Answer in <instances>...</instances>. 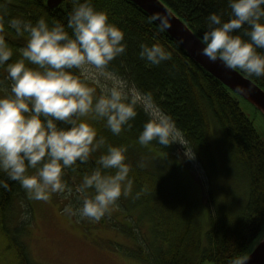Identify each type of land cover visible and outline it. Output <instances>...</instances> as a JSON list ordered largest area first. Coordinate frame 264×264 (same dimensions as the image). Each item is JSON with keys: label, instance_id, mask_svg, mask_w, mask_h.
<instances>
[{"label": "clouds", "instance_id": "1", "mask_svg": "<svg viewBox=\"0 0 264 264\" xmlns=\"http://www.w3.org/2000/svg\"><path fill=\"white\" fill-rule=\"evenodd\" d=\"M70 3L65 24L45 16L35 22L10 16L8 0H0V71L5 73L0 78V174L7 178H0V188L14 181L33 200L59 196L66 201L64 215L99 223L131 192L133 166L127 162L128 146L110 143L99 134L98 123L120 136L133 129L142 111L147 120L137 137L140 146L154 141L185 148L187 141L153 93L113 67L127 50L123 29L93 0ZM227 5V19L223 12L206 17L201 54L229 70L264 77V0H227ZM148 23H156L158 33L171 27L168 17L155 13ZM13 35L23 39L22 46L10 43ZM138 57L160 65L172 59V52L159 42H142ZM137 167H144L143 160ZM247 260L236 256L229 264Z\"/></svg>", "mask_w": 264, "mask_h": 264}, {"label": "trees", "instance_id": "2", "mask_svg": "<svg viewBox=\"0 0 264 264\" xmlns=\"http://www.w3.org/2000/svg\"><path fill=\"white\" fill-rule=\"evenodd\" d=\"M162 2L199 37L206 30V17L210 13L223 12V18L227 19L230 12L227 0ZM93 3L98 10L107 12L110 21L125 32L127 50L116 58L113 67L134 80L141 89L153 93L157 103L183 130L187 141L185 149L194 153L212 176L217 172L215 168L219 162L224 165L230 186L228 195L223 198L221 194L217 198L210 187L206 188L208 198L202 202L191 198L186 190L187 195L184 194L180 202L176 191L174 198L178 204H175L172 193L178 184L172 173H165L164 185L168 189L166 192L155 190L152 199L151 188L161 185L159 162L175 155L182 147L179 144L164 147L154 141L148 146H140L137 137L147 120L142 111L135 118L133 129L120 136H113L98 123L99 134L106 136L110 143L128 146L127 162L133 166L132 186L138 188L139 193L136 199L150 205L143 213L149 217L147 226L142 227L140 219L129 213L128 209L136 207L124 206L121 211L118 205L114 210L123 215V221L117 219L111 225L106 216L99 224L117 229L135 243L133 247L115 243L114 248L137 264H229L236 256L246 257L264 227V141L242 111L239 103L242 97L199 66L167 32L158 33L156 23L149 24V16L130 0H93ZM71 7L70 0L55 9L48 7L47 0H8L10 16L33 22L45 16L50 23L55 19L66 24ZM23 42L14 35L10 38L14 47L22 46ZM142 42L161 43L172 52V59L160 65L140 60L138 53ZM242 73L264 90V77ZM4 75L0 71V78ZM154 153L158 161L154 159ZM141 160L142 168L137 167ZM72 176L71 172L67 175L70 183ZM0 178L7 179L2 174ZM7 183V189L0 188V238L2 243H8L6 250L12 248V264H37L27 246L34 221L30 197L17 182ZM162 195L164 200L160 199ZM186 196L189 202L192 199L198 203L200 212L192 206L184 207ZM81 224L92 230L97 223L85 220Z\"/></svg>", "mask_w": 264, "mask_h": 264}, {"label": "rangeland", "instance_id": "3", "mask_svg": "<svg viewBox=\"0 0 264 264\" xmlns=\"http://www.w3.org/2000/svg\"><path fill=\"white\" fill-rule=\"evenodd\" d=\"M239 103L242 111L252 121L264 141V116L245 99L240 98ZM181 147L175 155L168 158L164 157L163 161L159 162L161 185H153L151 198L153 199L155 190L166 192L168 189L164 185L165 173H172L178 184V188L174 187L172 193V202L175 204H178L177 200L180 202L183 200L184 194H186L185 190L191 198H197L201 202L208 198L205 192L206 188L209 187L217 198L220 194L222 198L223 195L227 196L229 176L224 165L219 162V165H216L215 168L217 172L212 176L205 164H200L195 156L194 158L187 157L193 153L185 150L183 146ZM130 152L133 151L130 150ZM156 158V153H154V159L158 161L159 159ZM76 182H78V179ZM176 191V196L179 197L177 200L174 198ZM137 193L138 188L132 186L129 195H122L117 205L121 207V211L124 210V206L136 207V209H128L129 213L136 215L143 227L148 225L149 217L143 215V213L148 211L147 205L149 204L142 199L137 200ZM160 199L164 200V195ZM30 201L33 207L34 221L31 234L27 238V246L30 255L37 264H137V262H133L131 258L124 256L114 248L115 243H120L125 247L135 246L132 240L121 234L117 229L97 223L93 225L92 230H87V226L81 224L83 221L77 222L76 219L63 214L62 209L66 201L56 195H53L49 202L37 201L31 198ZM184 202V207L192 206L193 209L200 212L201 207L196 201L191 199V202H189L186 196ZM148 213L151 214L152 212L149 211ZM121 215L113 207L110 215H107L109 216V219L107 217L108 222L111 224L112 221L117 219V221L122 222ZM20 216H22V213ZM18 218L19 220L22 219V217ZM263 236L264 227L257 239L258 242ZM7 246L8 243H2L0 238V264H12V248L9 249L8 247V250H6Z\"/></svg>", "mask_w": 264, "mask_h": 264}, {"label": "water", "instance_id": "4", "mask_svg": "<svg viewBox=\"0 0 264 264\" xmlns=\"http://www.w3.org/2000/svg\"><path fill=\"white\" fill-rule=\"evenodd\" d=\"M66 0H47L50 9L59 7ZM148 16L158 14L169 18L171 27L166 31L180 47L210 75L225 87L245 99L264 116V90L237 70L227 69L220 61L212 62L201 54L200 37L190 29L186 22L166 6L162 0H130ZM158 23V22H157ZM183 40V43L180 41ZM247 264H264V236L255 245L249 255Z\"/></svg>", "mask_w": 264, "mask_h": 264}]
</instances>
